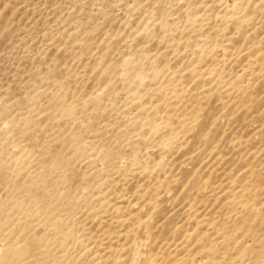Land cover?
<instances>
[{
  "label": "rangeland",
  "instance_id": "374dc122",
  "mask_svg": "<svg viewBox=\"0 0 264 264\" xmlns=\"http://www.w3.org/2000/svg\"><path fill=\"white\" fill-rule=\"evenodd\" d=\"M0 264H264V0H0Z\"/></svg>",
  "mask_w": 264,
  "mask_h": 264
}]
</instances>
